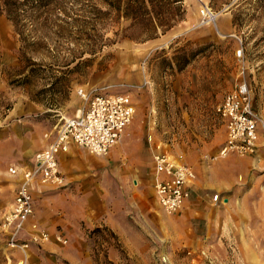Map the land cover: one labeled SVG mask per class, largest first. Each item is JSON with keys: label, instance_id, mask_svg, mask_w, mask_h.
Masks as SVG:
<instances>
[{"label": "rangeland", "instance_id": "obj_1", "mask_svg": "<svg viewBox=\"0 0 264 264\" xmlns=\"http://www.w3.org/2000/svg\"><path fill=\"white\" fill-rule=\"evenodd\" d=\"M16 2L22 3L17 32L0 0V218L17 182L7 167L30 163L43 144L42 130L81 110L94 94H127L134 113L124 128H132L131 138L130 132L124 136L130 138L127 153L120 148L124 130L103 156L71 145L64 173L58 166L61 180L33 186L30 220L48 234L46 241L23 235L12 247L0 222V264H235L230 245L222 254L221 246L211 251L184 243L188 237L176 226L180 211L167 214L157 206L147 137L168 153L200 148L213 136L222 146L215 106L244 80L264 141V0L162 2L153 8L157 16L139 11L133 18L105 0ZM154 26L155 34L146 37L145 29ZM128 197L134 201L125 206ZM37 200L55 223L35 219ZM111 204L127 207L132 230L125 236L94 222Z\"/></svg>", "mask_w": 264, "mask_h": 264}, {"label": "built area", "instance_id": "obj_2", "mask_svg": "<svg viewBox=\"0 0 264 264\" xmlns=\"http://www.w3.org/2000/svg\"><path fill=\"white\" fill-rule=\"evenodd\" d=\"M236 53L239 54V50ZM133 113L134 108L127 94L113 92L91 95L81 110L72 116L63 117L42 133L43 144L33 153L27 166L7 167L8 175L17 177L10 208L0 218L10 246H15L23 235L37 242L48 239L44 229L30 220L33 215L31 190L35 184H52L61 180L58 154L76 145L90 154L105 155L130 124ZM215 113L224 128V141L219 154H255L261 135L258 128L260 116L252 107L250 92L244 80L222 95L215 106ZM147 141L149 143L148 137ZM150 174L159 208L167 214L180 211L188 198L187 187L194 178L192 168L166 153L152 151ZM210 199L218 202L222 197L214 193ZM54 238L65 243V238L60 234ZM19 246L25 247L26 243H19Z\"/></svg>", "mask_w": 264, "mask_h": 264}, {"label": "crops", "instance_id": "obj_3", "mask_svg": "<svg viewBox=\"0 0 264 264\" xmlns=\"http://www.w3.org/2000/svg\"><path fill=\"white\" fill-rule=\"evenodd\" d=\"M34 128L37 130L35 126ZM44 131L46 130L40 132L39 137ZM129 132L131 138L132 128H128L124 130L120 140V148L125 153L130 138L125 142L124 136ZM150 139L151 135L149 143L147 142L150 161L152 151L163 152L190 166L194 172V178L187 187L188 198L176 218L178 231L182 228L184 235L188 237L184 243L205 245L211 251L221 246L222 254L225 252L224 245H230L235 248V264H264V146L261 145L263 142L260 138L255 155L241 158L220 155V140H216L214 136L200 148L192 149L188 146L185 150L181 148L180 152L173 153L160 151L158 143L151 142ZM41 141L43 143L42 138ZM116 155V149L112 150L111 157ZM71 156L66 151L58 154L57 162L62 173L64 160ZM255 158L258 159L254 161ZM121 189L132 191L134 188ZM214 193L219 194L222 200L212 202L210 196ZM137 199L134 203L140 207L142 203ZM133 201L132 197L125 198V206ZM155 203L157 204L156 200ZM47 207L43 200H37L35 219L45 224L55 223L50 219L51 213ZM106 209V215L95 218L96 224L105 225L119 237L128 234L127 229L132 230V225L125 216L127 207L120 209L119 204H111Z\"/></svg>", "mask_w": 264, "mask_h": 264}, {"label": "trees", "instance_id": "obj_4", "mask_svg": "<svg viewBox=\"0 0 264 264\" xmlns=\"http://www.w3.org/2000/svg\"><path fill=\"white\" fill-rule=\"evenodd\" d=\"M30 1V0H29ZM106 4L110 7L113 8L119 12L122 13V17H130L133 18L135 15H137L139 13V11L141 12V15H149L151 14V11H153V8H159L162 4V2L165 3H171V2H176L179 0H105ZM37 3V0H36ZM35 3V4H36ZM123 5L120 8L121 4ZM19 5H22V3H17L16 0H2V6L4 7V12L6 14V16L12 21L14 28L17 32L18 30V24H17V16H18V8ZM149 5V9L147 8V6ZM150 5H151V9L150 10ZM34 6V5H33ZM36 6V5H35ZM38 6V5H37ZM154 15L157 16V12L153 11ZM151 18V17H150ZM31 21V20H29ZM157 26L154 27H149L146 28L145 31L148 33L146 35V37H151L155 34L156 32V28ZM161 29V28H160ZM164 29H161V32H163ZM196 54L195 52H193L194 55ZM72 61H74V58L72 57ZM78 62H75L74 66L77 64ZM187 63V60H183L182 65H185ZM177 67V66H176ZM48 69H52L51 67H49ZM71 69L69 70H64L61 73H65V72H70ZM32 69L29 68L28 72L26 74L23 75L24 78H26L27 74H31L32 73ZM20 81V84L25 83L26 80L22 79V80H18Z\"/></svg>", "mask_w": 264, "mask_h": 264}]
</instances>
